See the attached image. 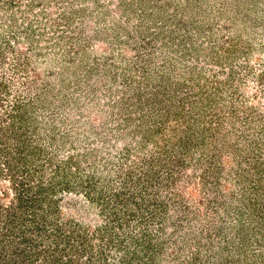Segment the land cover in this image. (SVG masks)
Masks as SVG:
<instances>
[{"label": "rangeland", "instance_id": "obj_1", "mask_svg": "<svg viewBox=\"0 0 264 264\" xmlns=\"http://www.w3.org/2000/svg\"><path fill=\"white\" fill-rule=\"evenodd\" d=\"M0 264H264V0H0Z\"/></svg>", "mask_w": 264, "mask_h": 264}]
</instances>
